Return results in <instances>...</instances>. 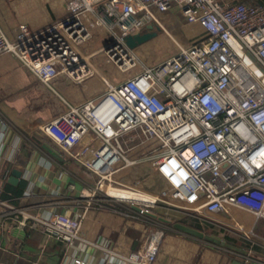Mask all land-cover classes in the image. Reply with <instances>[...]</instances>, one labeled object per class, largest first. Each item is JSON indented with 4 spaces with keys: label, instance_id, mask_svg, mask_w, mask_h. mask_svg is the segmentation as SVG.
<instances>
[{
    "label": "built area",
    "instance_id": "1",
    "mask_svg": "<svg viewBox=\"0 0 264 264\" xmlns=\"http://www.w3.org/2000/svg\"><path fill=\"white\" fill-rule=\"evenodd\" d=\"M181 17L201 25L205 36L179 45V52L163 61L139 63L125 36L149 25L165 29ZM89 21L109 34L102 51L120 71L129 72L123 79H107L92 60L96 52L81 49L91 36ZM0 53L14 54L44 82L56 75L81 81L93 71L106 82L98 97L71 105L41 125L52 143L94 175L92 186L73 200L76 215L51 204L43 216L0 197V217H11L17 229L29 224L65 241L66 260L86 264L67 248L74 239L87 241L82 220L93 202L112 199L147 224L140 246L120 257L153 264L167 225L146 212L164 205L244 241L239 250L226 246L224 238L217 246L255 260L254 246L264 247V236L234 218L230 207L251 212L255 222L264 217V3L65 0L64 13L41 29L20 23L8 34L0 23ZM137 128L143 140L157 137L163 149H150L140 159L127 157L121 137ZM121 158L125 165L149 164L164 186L147 190L139 178H116L124 165L112 164ZM224 213L232 221L219 217Z\"/></svg>",
    "mask_w": 264,
    "mask_h": 264
},
{
    "label": "crops",
    "instance_id": "2",
    "mask_svg": "<svg viewBox=\"0 0 264 264\" xmlns=\"http://www.w3.org/2000/svg\"><path fill=\"white\" fill-rule=\"evenodd\" d=\"M223 1L264 3V0ZM63 7L60 15L65 11V0ZM164 18L166 15H163ZM0 23L11 34L18 24L24 22H15L13 18L0 12ZM168 23H175L174 28H179L182 24L187 26L189 35L184 34L188 43L195 42L206 34L201 25L188 23L180 18H176V22L170 20ZM93 26L94 24L90 25V32ZM135 51H138L136 47ZM77 83L68 81L63 75H56L44 82L23 67L14 54L0 53L1 198L13 205L38 209L43 216L49 214L51 204L63 208L69 215H76V204L73 200L83 187L92 186L94 175L82 163L52 143L41 125L56 114L66 112L71 105L98 97L106 89L102 85L89 98L79 97L72 91V86ZM16 168L21 173L16 182H9L8 178ZM154 174L148 165L129 166L123 177L126 180L129 176L141 179L143 188L147 190L164 186L159 178L156 179L157 175L153 177ZM150 209L157 217L165 219L162 222L167 225L153 264H264L263 246H254L255 260L249 262L243 255L217 246L223 242L221 238H224L226 246L239 250L245 244L244 241L222 235L217 228L203 225L198 219L181 211L167 210L164 205ZM127 212V209L112 199L97 198L82 220V234L87 241L74 239L71 247L67 248V253L83 256L88 261L86 264H133L120 256L131 253L140 246L147 224L126 214ZM174 223L188 225L198 230L201 235L185 232ZM25 229L15 228L13 219L9 216L0 217V257L4 259L0 264H8L9 259L14 261L12 264H33L31 260L34 259L30 255L42 259V254H39L41 250L50 252L49 243L56 245L61 242L39 228L36 230L41 233V237L39 243L33 246L27 241L22 242L26 238ZM107 250L112 252L109 256L106 255ZM65 251L66 244L59 264H72L64 257Z\"/></svg>",
    "mask_w": 264,
    "mask_h": 264
},
{
    "label": "rangeland",
    "instance_id": "3",
    "mask_svg": "<svg viewBox=\"0 0 264 264\" xmlns=\"http://www.w3.org/2000/svg\"><path fill=\"white\" fill-rule=\"evenodd\" d=\"M63 7V0H0V12L8 18H13L15 22H24L29 25L30 28L37 30L46 26L50 21L59 17L60 11ZM185 19L183 17L180 20ZM92 21H89L91 24ZM175 24V23H174ZM174 24H165V29H157V35L152 39L145 41L144 43L136 46L137 48V60L139 63L153 64L163 61L164 58L171 56L179 52V45L189 44L186 40L185 34L189 35L187 26L183 24L181 27L174 28ZM92 36L83 42L80 47L81 49L88 52H96L92 56L94 64L97 66L99 71L111 81H117L126 77L129 73L122 72L116 66L112 60H108L106 54L103 53L102 48L107 44L109 34L103 32L101 28L96 27L95 24L91 27ZM78 82L75 86H72L73 93L79 97L89 98L95 91V89L106 86L105 80L101 75L93 71L88 77ZM84 85V86H83ZM140 129H132L128 131L123 137H121L122 145L126 150V156L132 159H140L150 149L157 148L158 151L163 148L160 146V141L157 137H150L147 140H143ZM127 139V141H124ZM129 145L132 146L129 148ZM114 167L124 165L125 167L121 171L114 173L116 178L124 179L123 175L128 170L129 166H149L143 161H137L129 165L124 164V160L121 158L112 164ZM156 174L153 175L155 177ZM158 179V176H156ZM157 182V181H156ZM158 183V182H157ZM159 187V186H158ZM231 215L236 218L240 223L244 224L246 228L253 226L255 233L264 236V217H261L256 222V217L245 210L237 207H230ZM220 218L232 221V217L227 213L218 214Z\"/></svg>",
    "mask_w": 264,
    "mask_h": 264
},
{
    "label": "trees",
    "instance_id": "4",
    "mask_svg": "<svg viewBox=\"0 0 264 264\" xmlns=\"http://www.w3.org/2000/svg\"><path fill=\"white\" fill-rule=\"evenodd\" d=\"M129 178H131V176H129ZM7 185L8 184H6V186ZM151 187L155 188V186H151ZM25 228H26L25 229L26 230V238H24L22 240V242L27 241L30 244H32L33 246L37 245V243H39L38 240L41 237V233L38 230H36L39 228L38 227L35 228L29 224L26 225ZM59 240H56V241H59ZM60 241L62 243L59 242L56 245L54 243H49V247L51 248L50 252L48 250H41L39 252V254L40 253L42 254V259H38V258L36 259V258H34L35 256L33 257L30 255V258L32 257L34 259V260H31V261H33V264H59L61 262V257L63 255V250H64V246H65V241H63V240H60ZM3 260L4 259L3 258L1 259V257H0V261H3ZM11 260L12 259H9L8 264H12V262H14Z\"/></svg>",
    "mask_w": 264,
    "mask_h": 264
},
{
    "label": "water",
    "instance_id": "5",
    "mask_svg": "<svg viewBox=\"0 0 264 264\" xmlns=\"http://www.w3.org/2000/svg\"><path fill=\"white\" fill-rule=\"evenodd\" d=\"M157 29H154L152 27V25H149L148 26V29L147 30H144L143 32H140V33H136V34H127L125 36V41L127 43L128 46L130 47H136L142 43H144L145 41H148L149 39L153 38L155 35H157ZM20 170L18 168L16 169H13L12 170V174L10 175V177L8 178V181L9 182H16L17 181V178L18 176L20 175ZM134 207L138 208L137 205L134 204ZM147 214H151L153 216H156V214L152 211H147L146 212ZM160 220H165L161 217H158ZM166 221V220H165ZM174 225L178 228H180L181 230L185 231V232H189V233H194V234H198V235H201V233L190 227V226H185L181 223H174Z\"/></svg>",
    "mask_w": 264,
    "mask_h": 264
},
{
    "label": "bare ground",
    "instance_id": "6",
    "mask_svg": "<svg viewBox=\"0 0 264 264\" xmlns=\"http://www.w3.org/2000/svg\"><path fill=\"white\" fill-rule=\"evenodd\" d=\"M116 195H119V196L124 197V198L130 197V194L123 192V191H118L116 193Z\"/></svg>",
    "mask_w": 264,
    "mask_h": 264
}]
</instances>
